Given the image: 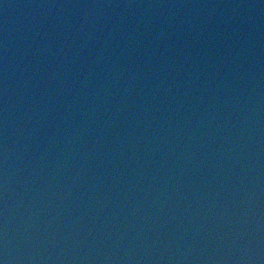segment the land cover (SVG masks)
<instances>
[{
    "label": "water",
    "instance_id": "obj_1",
    "mask_svg": "<svg viewBox=\"0 0 264 264\" xmlns=\"http://www.w3.org/2000/svg\"><path fill=\"white\" fill-rule=\"evenodd\" d=\"M3 264H264V0H0Z\"/></svg>",
    "mask_w": 264,
    "mask_h": 264
},
{
    "label": "snow or ice",
    "instance_id": "obj_2",
    "mask_svg": "<svg viewBox=\"0 0 264 264\" xmlns=\"http://www.w3.org/2000/svg\"><path fill=\"white\" fill-rule=\"evenodd\" d=\"M0 264H3V262H2V261H0Z\"/></svg>",
    "mask_w": 264,
    "mask_h": 264
}]
</instances>
